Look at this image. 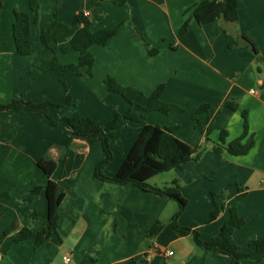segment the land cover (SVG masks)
<instances>
[{"label":"crops","instance_id":"obj_1","mask_svg":"<svg viewBox=\"0 0 264 264\" xmlns=\"http://www.w3.org/2000/svg\"><path fill=\"white\" fill-rule=\"evenodd\" d=\"M200 1L38 0L37 11H30L33 44L28 54L20 55L13 36L14 10H28L29 0H0V104L49 100L59 105L49 106L48 115L65 128L62 118L76 111L104 124L115 112L122 118L128 108L121 95L107 89L106 77L147 95L163 84L161 100L183 110L151 111L140 122H122L109 137L112 159L103 173L115 174L144 125L175 127L179 139L204 146L197 160L167 171L163 181L166 187L177 180L187 200L178 223L197 230L203 240L214 236L229 217L225 209L207 221L214 192L217 203L235 206L245 218L233 237L241 250L250 251L248 241L264 234V63L242 40L229 44L246 34L264 62V0H238V19L230 32L222 30L221 19L199 24L193 18V6ZM78 11L88 12L92 30L118 27L104 46L89 47L95 59L92 75L53 69L52 50L40 41L54 13L74 26ZM186 18L187 30L180 34ZM132 26L159 49L156 55L148 54L144 40L133 37ZM57 53L62 64L78 61L77 51ZM228 100L236 101L238 109L224 106ZM202 103L210 108L195 121L192 114ZM244 110L253 147L242 155L213 151L211 143L219 142L221 130L227 132L224 146L240 136ZM44 156L56 162L50 178L64 197L56 232L35 249L33 237L15 238L24 227L37 231L45 224L48 177L37 166ZM103 156L98 137L70 138L37 111L0 110V264H231L229 256L196 245L173 227L175 200L98 179L94 170ZM38 186L42 189L32 192ZM155 221L162 229L149 238ZM65 255L69 263H64ZM240 263L264 264V253Z\"/></svg>","mask_w":264,"mask_h":264},{"label":"trees","instance_id":"obj_2","mask_svg":"<svg viewBox=\"0 0 264 264\" xmlns=\"http://www.w3.org/2000/svg\"><path fill=\"white\" fill-rule=\"evenodd\" d=\"M38 0H29L28 10H14L13 36L16 52L20 55H26L30 52L33 41L30 36L31 17L30 11H37ZM238 0H202L193 6L192 16L199 23L204 24L216 19L222 20V30L230 32L238 19ZM190 19L186 18L182 22L179 33L186 32ZM118 27L114 28H98L92 30L90 20L83 11L76 13V24L69 26L58 20L54 13L53 18L49 21L45 28L40 32V41L52 50L51 66L53 69L60 71L70 69L75 74L92 75L94 66V56L89 51L92 44L104 46L107 41L114 35ZM133 37L144 40L149 55H156L159 51L157 47L152 46L145 40L139 30L132 26ZM234 42L229 44L230 47L238 45V39L242 40L252 50L259 63H264L260 57L258 47L255 41L246 34H238L233 37ZM77 51L78 61L71 64H62L57 56V52L68 53ZM257 69L261 71L258 66ZM64 83L63 81H61ZM105 85L109 91H113L121 95L128 103L127 110L123 113L122 118L117 112L104 124L88 116H83L79 112L64 116L63 122L68 128H65L60 122L52 120L48 115L49 106H58L49 100L41 102L26 101L22 99H13L9 103L0 104V110L21 109L26 108L32 111L41 112L46 119L59 129L64 131L70 138L87 139L98 137L102 144L104 156L97 162L94 175L104 181L116 184H122L128 187L139 188L143 191L166 196L175 200L178 204L177 211L171 217L173 227L185 235L191 236L194 243L201 247L217 250L218 252L230 257L231 264H241V260L253 259L256 255L264 253V234L256 239L248 241L250 251H243L234 240L233 233L236 229L245 224V218L238 214L235 206H226L224 202L217 203L214 199V192H211L214 201L212 209L207 221L216 218L222 210L229 213L228 219L225 221L220 230L211 238L203 240L200 233L190 227L182 226L178 223V217L184 210L187 200L180 192V185L177 180H172L169 186L158 187L151 185L148 181L165 171L180 167L184 163L197 160L204 146H191L184 140L179 139L173 133L175 127H162L159 124H146L143 126L137 139L126 154L124 160L113 176H107L103 173L104 167L112 159V151L109 145V137L114 131L121 126L122 122H140L151 111H160L169 113L172 111H182L183 108L175 103H166L161 100L163 84L159 85L152 93L145 94L141 90L119 84L115 78L108 76L104 79ZM69 93L66 96V102H70ZM224 106L233 110L238 109V104L234 100H228ZM209 103L200 104L192 114V118L198 121V115L208 111ZM243 130L240 136L225 144L227 135L226 130H221L218 143H211L213 151L221 153L227 151L233 155H242L249 152L253 147L254 140L252 134H249L246 111H242ZM209 132L207 129L205 142L209 143ZM37 166L46 174L47 182L44 187L47 200V218L44 226L32 231L28 228H22L17 234L15 240L21 241L28 237L35 239L34 248L36 249L47 241L53 232H56L58 224V206L64 197L63 192L58 193V185L50 176L56 168V162L48 156H44L37 161ZM42 187L38 186L32 189L37 193ZM14 224L10 226L6 232L13 229ZM162 229V224L155 221L147 231L149 238L158 234Z\"/></svg>","mask_w":264,"mask_h":264},{"label":"rangeland","instance_id":"obj_3","mask_svg":"<svg viewBox=\"0 0 264 264\" xmlns=\"http://www.w3.org/2000/svg\"><path fill=\"white\" fill-rule=\"evenodd\" d=\"M259 66H260V64H259ZM12 101V100H11ZM10 101V102H11ZM9 103V102H8ZM30 111H32V110H30ZM37 112H39V111H37ZM41 113V112H40ZM42 114V113H41ZM42 116L44 117V115L42 114ZM45 118V117H44ZM51 118V117H50ZM46 119V118H45ZM52 119V118H51ZM47 121H49L48 119H46ZM53 120V119H52ZM56 121V120H55ZM62 121H63V118H62ZM50 122V121H49ZM51 124H52V122H50ZM54 125V124H53ZM55 126V125H54ZM57 127V126H56ZM61 130V129H60ZM64 132V131H63ZM70 137V136H69ZM167 174V171L166 172H162V173H158L157 175H155L154 176V178H152V179H150L148 182L150 183V184H152V185H157V186H159V187H164L163 185H164V183H163V181L164 180H166V179H168V175H166ZM170 179V178H169ZM168 185H170V184H168ZM176 205H177V203H176Z\"/></svg>","mask_w":264,"mask_h":264},{"label":"built area","instance_id":"obj_4","mask_svg":"<svg viewBox=\"0 0 264 264\" xmlns=\"http://www.w3.org/2000/svg\"><path fill=\"white\" fill-rule=\"evenodd\" d=\"M84 14L87 16L88 15V12L87 11H84ZM263 184H264V177H263ZM166 254L167 255H171L172 254V251L171 250H168L167 252H166ZM70 256H68V255H65V256H63V261H64V263H69L70 262Z\"/></svg>","mask_w":264,"mask_h":264}]
</instances>
